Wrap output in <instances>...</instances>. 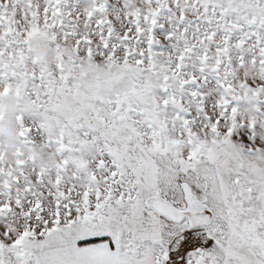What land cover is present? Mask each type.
<instances>
[{"label":"snow or ice","instance_id":"1","mask_svg":"<svg viewBox=\"0 0 264 264\" xmlns=\"http://www.w3.org/2000/svg\"><path fill=\"white\" fill-rule=\"evenodd\" d=\"M0 264H264V0H0Z\"/></svg>","mask_w":264,"mask_h":264}]
</instances>
